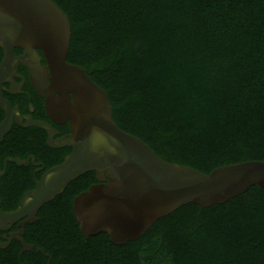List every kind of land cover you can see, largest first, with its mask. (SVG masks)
<instances>
[{
    "label": "trees",
    "instance_id": "obj_1",
    "mask_svg": "<svg viewBox=\"0 0 264 264\" xmlns=\"http://www.w3.org/2000/svg\"><path fill=\"white\" fill-rule=\"evenodd\" d=\"M53 1L70 21L67 61L106 92L121 130L203 173L264 159V0ZM90 243L69 259L264 264V189L186 204L134 241Z\"/></svg>",
    "mask_w": 264,
    "mask_h": 264
},
{
    "label": "water",
    "instance_id": "obj_2",
    "mask_svg": "<svg viewBox=\"0 0 264 264\" xmlns=\"http://www.w3.org/2000/svg\"><path fill=\"white\" fill-rule=\"evenodd\" d=\"M70 38L69 18L53 0H0V85L22 65L32 87L45 98L47 112L69 121L71 133L59 146L72 148L10 217L34 215L71 181L94 170L99 183L73 199L76 219L84 236L106 233L120 245L138 239L158 219L186 204L207 208L251 186L264 189V159L203 173L163 160L141 139L121 130L106 92L83 68L67 61ZM15 48L22 52L16 55ZM0 106L9 113L1 95ZM10 124L9 117L2 121L0 137ZM27 125L50 131L39 121Z\"/></svg>",
    "mask_w": 264,
    "mask_h": 264
},
{
    "label": "flooded vegetation",
    "instance_id": "obj_3",
    "mask_svg": "<svg viewBox=\"0 0 264 264\" xmlns=\"http://www.w3.org/2000/svg\"><path fill=\"white\" fill-rule=\"evenodd\" d=\"M21 52L14 49L16 55ZM2 58L1 49L0 64ZM0 95L10 106L8 114L0 106V124L6 117L11 121L0 137V264H91V259H69L67 251L81 249L82 244L90 248L93 236L100 234L110 241L106 233L84 236L74 213V197L99 183L94 170L79 176L86 177L82 185L79 179L71 181L34 215L9 216L45 172L71 152L70 146H59L71 129L68 120L47 112L45 98L32 87L22 65L1 83ZM30 120L45 123L50 131L27 125Z\"/></svg>",
    "mask_w": 264,
    "mask_h": 264
}]
</instances>
